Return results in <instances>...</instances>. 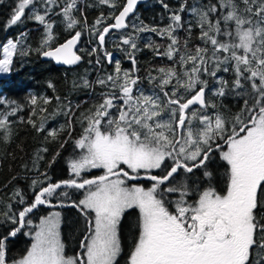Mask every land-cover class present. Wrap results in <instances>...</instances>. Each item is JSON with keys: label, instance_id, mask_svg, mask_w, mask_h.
Returning <instances> with one entry per match:
<instances>
[{"label": "snow or ice", "instance_id": "snow-or-ice-1", "mask_svg": "<svg viewBox=\"0 0 264 264\" xmlns=\"http://www.w3.org/2000/svg\"><path fill=\"white\" fill-rule=\"evenodd\" d=\"M99 3L112 9L119 7L118 14H101L88 25L86 19L75 15L80 12L83 17L79 0H17L5 27L17 26L27 16L44 29L38 54L73 66L83 59L77 54L83 34L77 28L83 25L98 44L87 55L103 50L104 59L112 64L106 36L111 30L129 27L127 19L138 0H124L122 5L116 0ZM185 10L186 4L181 3L164 27L143 22L132 25L137 35L155 33L169 41L165 50L153 48V42L145 45L172 62L157 69L158 76L148 74L149 84L158 91L149 94L140 88L136 36H121L116 47L128 46L126 54L132 68L123 69L117 60L113 72L95 81L103 89L101 101L81 114L83 131L65 161L68 178L53 181L47 173L39 174L43 179L32 180L30 202L16 190L13 201L0 211V225L12 226L0 233V264H116L122 250L119 224L123 213L132 208L139 210L138 234L127 264H264V217L257 215L260 193L264 192V0H216L192 7L202 42L194 50L187 39L181 44L176 35ZM52 14L61 17L69 33L63 43L55 44ZM191 31L189 24V35ZM26 35L21 33L0 43V73L13 70L14 57L30 54V49L18 47ZM100 62L97 56L96 63ZM221 70L233 73L231 85L217 78ZM209 78L216 84L211 97L222 98L231 91L241 98L237 112L231 116L222 110L209 114V109L217 108L208 94ZM92 86L83 78L82 84L73 85ZM48 87L55 88L51 81ZM27 99L31 108L26 123L42 132L52 98L30 95ZM55 100L58 107L52 115H65L69 127L49 129L48 137L57 140L64 131L71 137L73 105L59 96ZM75 107L79 109V104ZM20 111L22 107L15 99L0 97V142H11L14 119L25 122L18 116ZM215 152L227 165L223 193L211 184L193 187L188 176L203 169V176L210 180L213 173L208 165ZM40 159L43 157L38 155L36 160ZM91 170H102V174L84 175ZM141 179L150 181L151 186L129 184ZM64 189L83 190V198L66 204L60 199L69 196ZM40 206H70L81 213L87 226L79 243L81 251L66 254L60 212L41 216L33 226L30 214ZM25 227L32 228L24 233L31 239L30 246L23 254L10 256L11 241Z\"/></svg>", "mask_w": 264, "mask_h": 264}, {"label": "trees", "instance_id": "trees-1", "mask_svg": "<svg viewBox=\"0 0 264 264\" xmlns=\"http://www.w3.org/2000/svg\"><path fill=\"white\" fill-rule=\"evenodd\" d=\"M118 5H122L124 0H116ZM216 0H148L138 6L136 12L128 19L129 27L124 30L111 31L106 36V49L109 52H115L113 63L109 64L103 57V50L94 56L87 55L92 47H98L96 38L83 25L78 26L77 30L82 31V37L79 41L77 52L83 56V59L74 67L65 68L57 67L50 61L42 59L36 49L42 42L44 34L43 26L35 23L33 20L24 18V22L17 26L6 28V21L9 18L14 3L9 0H0V42L19 37L21 33H26L25 40L18 46L25 49H30V54L26 57H14L13 70L4 76L0 77V97L15 99L22 107V111L18 116L23 117V123L14 119L13 129L14 136L11 142H0V211L5 210V205L14 199V192L21 191L26 199L30 202L33 199V188L31 182L33 179H43L39 174L47 173L53 181L68 178L67 166L65 161L70 158L74 150V140L78 138L83 131L79 120L81 114L87 112L94 105L101 101L100 93L103 91L95 85L98 77L107 73L113 72L114 62L119 60L123 69H131V61L127 58V45L120 44L122 35L133 34L136 36L139 45V51L135 53L137 67L139 71L136 73L141 78L140 88L146 93L158 91L152 88L148 82V74L151 72L153 76H158L157 69L167 67L172 64L165 56H158L153 50L145 47L146 43L153 42V48L159 47L165 50L169 41L167 38H161L155 33H139L134 32L132 25H139L141 22L148 26H167L171 21L169 19L173 11H178L181 3L186 4V10L182 13L183 24L177 29L176 35L181 44L184 40L189 41L192 50L202 42L198 39L200 30L196 26V17L191 13V8L195 6L207 5L215 3ZM163 4L169 7L165 9ZM79 8L83 12L81 17L80 12L75 13L78 18L86 19L88 25H92L97 18L103 14L108 17L116 14L117 9L109 8L106 5L100 4L99 0H79ZM58 12L59 9L57 8ZM28 15H31L29 12ZM51 20L54 24L55 44L63 42L69 37V33L65 31L64 25L61 23V17L55 14L51 15ZM109 21H104L107 24ZM192 24L191 35L188 33V26ZM102 27V25L98 26ZM83 50V51H80ZM100 57V64L96 63V57ZM82 78L88 79L92 83V87H73L74 83L82 84ZM217 78H223L231 85L234 75L231 71L217 72ZM52 82L55 86L54 90L48 87V83ZM216 87L215 80L209 78V97L214 99L217 105L215 110L209 109L211 114L213 111L222 110L225 115L231 116L237 112L242 106L241 98L237 97L231 91L224 97H211V89ZM30 95L46 96L52 98V103L47 105L48 118L44 125V131L37 132L26 121L30 114L31 105L28 104ZM59 96L64 103L71 102L73 105V114L75 121L70 126L71 137L68 131L60 134L57 140H52L48 137L49 129H59L61 125L68 128V118L63 114L53 116L54 110H57L55 97ZM79 104V109L76 105ZM37 124L40 123L38 117ZM68 141L63 148L61 144ZM47 148L44 152L42 149ZM60 155L57 157V153ZM42 156L43 159L36 160L37 156ZM56 157L53 163V158ZM51 165V166H50ZM209 170L213 173L210 180L203 176V169L195 170L192 174H188L193 187L200 185L208 187L211 184L217 191H223L226 188L227 165L220 160L219 152L213 154L212 160L208 165ZM102 174V170H91L85 173L86 176H96ZM156 174H160L156 170ZM143 175V173H142ZM181 175H184L183 173ZM131 183H140L143 186L151 185V182L146 179H141ZM69 193L68 198L61 197L66 204L71 200L78 201L84 194L83 190L64 189ZM53 203H56L54 200ZM261 207L257 210L258 217H264V192L260 193ZM14 207H19L14 205ZM52 209H59L62 215L61 237L65 245L67 255H75L81 251L79 243L86 234V222L81 213L73 207H45L40 206L30 214L33 220V226L38 222L39 218L47 214ZM139 212L136 208L126 210L119 224V237L121 240V254L117 258L116 264H127L128 256L133 247V241L138 234ZM11 225H0V233H5ZM32 228L25 227L10 243V256L23 254L30 246V237L24 233L31 231Z\"/></svg>", "mask_w": 264, "mask_h": 264}, {"label": "water", "instance_id": "water-1", "mask_svg": "<svg viewBox=\"0 0 264 264\" xmlns=\"http://www.w3.org/2000/svg\"><path fill=\"white\" fill-rule=\"evenodd\" d=\"M146 1H148V0H138V4H137V6H136V8H135V10H134V13L136 12L138 6L141 5L142 3L146 2ZM134 13H133V14H134ZM116 14H118V12H117ZM133 14H130L129 18H130ZM129 18H128V19H129ZM128 19H127V21H128ZM111 31H114V30H111ZM111 31H110V32H111ZM117 31H119V30H117ZM68 38H69V37H68ZM65 40H66V39H65ZM65 40H64L63 42H65ZM63 42H61V43H63ZM78 44H79V43H78ZM77 47H78V46H77ZM111 53H112V59H113V58L116 56V53H115V52H111ZM77 54H78V52H77ZM41 57H42V59L45 60V61H50V62H52V63H53L55 66H57V67L71 68V67L76 66V65L68 66V65L58 64V63H56L55 61L51 60L50 58L43 57L42 55H41ZM79 63H80V62H79ZM79 63H78V64H79Z\"/></svg>", "mask_w": 264, "mask_h": 264}, {"label": "rangeland", "instance_id": "rangeland-1", "mask_svg": "<svg viewBox=\"0 0 264 264\" xmlns=\"http://www.w3.org/2000/svg\"><path fill=\"white\" fill-rule=\"evenodd\" d=\"M9 2H11V3H14V4H16L17 3V0H9ZM3 42H6V40H4V41H1L0 43H3ZM7 73H0V77L1 76H4V75H6ZM93 171V170H92ZM84 195V194H83ZM81 198H83V196L81 197ZM128 210V209H127ZM138 210V209H137ZM52 211H58V212H60L61 213V211L59 210V209H52V210H50L49 212H52ZM48 212V213H49ZM138 212H139V210H138ZM48 213L47 214H45V215H43V216H46V215H48ZM40 219V218H39ZM39 223V220H38V222L36 223V224H38ZM61 224H62V215H61ZM60 231H61V225H60ZM61 239H62V237H61ZM30 244H31V241H30Z\"/></svg>", "mask_w": 264, "mask_h": 264}, {"label": "flooded vegetation", "instance_id": "flooded-vegetation-1", "mask_svg": "<svg viewBox=\"0 0 264 264\" xmlns=\"http://www.w3.org/2000/svg\"><path fill=\"white\" fill-rule=\"evenodd\" d=\"M151 185H149V186H145V187H150ZM224 191H226V188L223 190V191H218V192H221V193H223ZM130 255V254H129ZM120 256V255H119ZM119 256H118V258H119ZM129 257V256H128ZM127 261H128V259H127Z\"/></svg>", "mask_w": 264, "mask_h": 264}, {"label": "built area", "instance_id": "built-area-1", "mask_svg": "<svg viewBox=\"0 0 264 264\" xmlns=\"http://www.w3.org/2000/svg\"><path fill=\"white\" fill-rule=\"evenodd\" d=\"M93 48V47H92Z\"/></svg>", "mask_w": 264, "mask_h": 264}]
</instances>
